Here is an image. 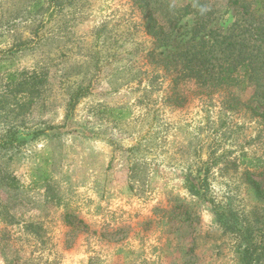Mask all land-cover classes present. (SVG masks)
Returning <instances> with one entry per match:
<instances>
[{"label":"rangeland","instance_id":"1","mask_svg":"<svg viewBox=\"0 0 264 264\" xmlns=\"http://www.w3.org/2000/svg\"><path fill=\"white\" fill-rule=\"evenodd\" d=\"M244 1L253 17L232 0H159L152 15L262 63L264 10ZM150 18L132 0H0V264H244L247 242L264 264V203L245 183L264 185V127L223 103L263 110L264 65L212 87L197 63H152Z\"/></svg>","mask_w":264,"mask_h":264},{"label":"trees","instance_id":"2","mask_svg":"<svg viewBox=\"0 0 264 264\" xmlns=\"http://www.w3.org/2000/svg\"><path fill=\"white\" fill-rule=\"evenodd\" d=\"M77 1L79 0H47V3L49 6L55 8V10H63L65 8L72 7ZM132 1L138 6L139 9L142 10V12L148 11L149 15L151 16V24L147 27L148 33L150 35L153 34L158 38L156 40L157 43L155 44L154 49L151 51L149 50L147 55L153 61L152 63L155 62L154 60H157L159 55L164 56V54L165 59L163 61L168 62L170 65L175 64L178 60H182V62L184 61L187 63V66L189 63H194V65L197 63L199 70L193 76H195L198 81H204V84L210 83V86L212 87H219L224 83H231V85L238 83L240 77L236 75V72H240V69L244 70L246 76L248 75V77H245V79L249 78L253 81L257 80V74L259 71L257 66L259 64L262 69L264 61L260 63V56L258 54L255 55L254 50H250V48H247L246 46L238 47L239 43L236 41H234L233 45H230V43H227L229 37H213L212 29L209 32H206L204 35H202L197 30V28L194 27L195 25H193L191 30L182 31L183 26H179V24L182 22V16L178 18L175 16L171 21L173 28L171 31L166 30L163 26H158L154 14L152 15V13H154L153 10L155 9V6L159 4V0ZM232 2L234 6L241 8L245 15L253 17V13L249 10V5L244 0H232ZM256 2V11L259 9L264 10L262 1L257 0ZM198 18L199 15L196 13V19ZM259 18L261 19V22H264L263 14H261ZM187 24L189 25L188 22ZM154 29L156 30V33L152 31ZM188 36L189 38H187ZM198 37L199 39L196 43H191ZM177 40H179V42L175 47L174 42ZM182 42H184V44L181 46ZM173 43L176 51L174 53H169V50L173 47ZM180 46L183 48L177 51V48ZM159 48H162L163 50L158 52ZM205 48L206 51H203ZM175 58L177 60H174ZM189 68L193 67L189 65ZM259 86L263 87L261 83ZM85 94L86 90H84L82 87H79L76 90V93H74V95L71 97V102L69 105L70 110H72L77 101L81 97L85 96ZM258 98L264 100V92L260 93ZM223 103L228 109L231 110L238 108V106H246L250 110L253 118L258 119V121L264 127V109L262 110L259 107H252L251 104L241 103L238 99L230 96L226 97ZM245 177V183L253 191L255 199L264 203V185L260 181L256 180L253 174L249 171H245ZM200 184V181H195V184L191 185L190 189L196 194H199L201 192ZM216 214L218 215L219 219L222 220L223 214ZM253 248V245L249 244L248 242L246 243L243 251L244 264H251L250 255L252 251H255Z\"/></svg>","mask_w":264,"mask_h":264}]
</instances>
